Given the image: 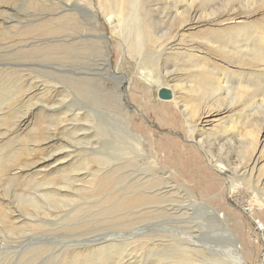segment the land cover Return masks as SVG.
I'll return each mask as SVG.
<instances>
[{"label": "rangeland", "instance_id": "obj_1", "mask_svg": "<svg viewBox=\"0 0 264 264\" xmlns=\"http://www.w3.org/2000/svg\"><path fill=\"white\" fill-rule=\"evenodd\" d=\"M87 1L97 3L98 0ZM144 1L151 6L153 0L142 2ZM157 1L154 0L153 3L158 4ZM201 1L198 0L199 5L196 3L195 6L198 7L196 10L201 11L199 15L202 14L203 17L205 15V18L214 10L213 13L218 14L213 15L218 18L222 15L225 19L223 21L228 18L244 21L264 19L262 0L251 2L209 0L208 3ZM79 2L81 0H73L72 3H68L67 0H13L8 5L0 3V12H4V15L0 14V97L1 95L14 97L12 94L17 89L16 85L19 87L24 84L26 88L28 87V94L25 93L24 97L20 96L23 101L17 95L18 98L15 97V101L10 104L11 108L18 110V114L11 118L8 128H1V133L5 135H0V140H4L0 144L2 156L0 162L3 164L0 168L10 167L12 165L10 159L17 156L20 159V165H17L20 171H17L16 182L9 179L10 175L0 180V264H67V262L86 264L90 261L98 262L106 259V255L117 258L120 254L122 257L118 261L114 259L117 264H263L264 209L252 210L250 207L254 206L255 202L264 204V113H255L251 109V104L240 103L232 113L226 115L222 113L221 116L214 117L211 126L204 129L207 131L204 134V141L208 138L215 140L222 133L225 134L223 130L225 127L226 131L230 129L232 142L237 148L232 154V162L234 161L235 164L233 167L241 161L244 163L247 159H253L248 164L255 168L254 180L253 178L239 180L236 183L235 197L229 199L230 204L227 203V207L223 203V197L224 194L229 193L228 189L221 191L220 183L209 191L200 189V184L204 182L200 172L193 178V182L183 178L185 176L181 177L177 171L181 168L179 163H184L185 159L179 162L177 158L173 160L172 157H165L163 149L166 150L169 142L165 141L164 148H159L156 138H151L150 133L146 135L145 145L143 144L139 151L133 148L135 155L132 158L136 157L137 160L112 161L117 152L111 148L118 147L119 143L115 142L117 136H123L120 131L121 122L130 119L135 121L133 116H138L137 109L144 115L149 128L153 126L162 132H168L170 125L173 124L174 127L184 131V134L189 135V130L183 117L173 116L172 113H168L169 110L167 112L162 110L160 103L157 102V97H160L157 85L142 79L138 73L144 67H139L136 61L131 62L132 55L129 53L124 55L122 73L129 76L128 80L132 84L130 98L134 100L133 106L137 109L131 107L127 113L121 114L115 107L113 87L117 81L113 72L117 64L119 46L113 39H110L109 45V49H112L109 51L112 57L110 56L105 64L100 60L105 55L104 50L103 55L97 51L94 57L67 54L55 57L31 55V51L37 47L65 46L70 43L72 39L67 35L37 37L36 30L47 25L60 26L62 23L54 19L67 15L68 12L75 14L80 24L85 23L84 18L88 15L82 11ZM35 3H39V6ZM152 5L155 7L154 4ZM154 7L153 10L156 9ZM209 7H212V10H208ZM69 8H72V11ZM148 11L151 12L150 22L161 26L162 21L159 20L161 16H158V13L154 14L151 8ZM89 18L90 16L86 20L87 23L90 22ZM155 19L159 22L157 23ZM31 26L32 32L22 36ZM209 28L213 27L207 26L186 32L181 35V39L187 38V40L182 39L187 44L191 40L199 42L192 36L195 33L207 32ZM225 28H230V25L223 29ZM101 30L112 37L104 19ZM163 33L165 30L160 32V35ZM71 35L80 37L82 33H72L69 36ZM159 63L158 70L154 69L156 68L154 65L148 69V72L152 71L153 80H157L161 72L163 63L162 61ZM174 66L172 63L171 69L177 70ZM68 72H72L71 76L75 79L90 78L92 83L88 86L93 90V95L74 91L72 83L66 79ZM176 78L170 82L171 86L182 84L179 78ZM11 79H16L14 82L16 88L10 85ZM164 81L161 82L164 84L168 82ZM40 84L46 86L39 87L40 89L43 87L42 92L37 88ZM50 85L51 87H48ZM121 85L124 93H129L130 83L125 81ZM44 93L51 94L45 96ZM258 100H264V96L260 95L255 101ZM125 102L127 103L126 99ZM180 102L186 104L182 97ZM69 105L81 110L78 111L82 117L77 122L79 131L70 132L72 126L56 121L51 128L46 125L44 131L48 137L56 131L55 134L60 139L36 147L30 135L35 133L32 129L42 115H57L63 118L68 114ZM221 110V107L215 109V114L221 113ZM88 112L89 118L86 115ZM24 120H28L27 124L18 129L17 125ZM214 127L218 132L209 133L208 131ZM253 138H257V145L255 149L247 151L252 147ZM19 140L21 143L18 142ZM207 143L206 145H211L209 141ZM246 143L248 145H245ZM51 145L52 147L48 148ZM21 146L27 150L39 148L43 153H39L36 157H30V154H26L27 157L22 156L23 152H18L20 148L23 149ZM60 146L63 147V151L59 152ZM207 149L208 152L210 149L216 152L217 148L207 146ZM244 149L247 154L243 152ZM50 155L54 158L49 159ZM106 155H110L112 159H107ZM161 163L175 173L172 176L174 183L183 182L185 185L180 198L181 204L189 211L186 217L183 216L178 221L175 220V216L165 215V210L161 209L163 207L161 191L164 187ZM199 167L204 170L203 165L199 164ZM104 171H108L105 182L108 191L106 189L102 191L99 186V181L106 176ZM134 193H139L142 197L149 193L154 197L157 194V200L153 201L154 204L150 202L128 212L121 211L125 203L132 202L131 197ZM52 195H55L54 198ZM134 201L140 200L135 198ZM194 201H199L200 205L204 202V207L193 204ZM155 206H158V210ZM111 207L117 209L112 213ZM210 208L216 212L211 211ZM255 222L259 223L258 226ZM259 225L262 227L259 228ZM105 246H109L108 252L101 257L93 255L95 250ZM84 252L87 253L84 254L85 258L82 257Z\"/></svg>", "mask_w": 264, "mask_h": 264}, {"label": "bare ground", "instance_id": "obj_2", "mask_svg": "<svg viewBox=\"0 0 264 264\" xmlns=\"http://www.w3.org/2000/svg\"><path fill=\"white\" fill-rule=\"evenodd\" d=\"M12 1L13 0H0V3L8 5V3H12ZM67 1L68 3L73 2V0H67ZM142 1L143 0H98L97 3H94L93 1L91 2L87 0H81V2L78 3V5L81 6L82 11H84L86 15H88L86 18H84L85 23L80 24L78 17L72 12H68L69 14L54 19V20H58L59 21L58 23H62L60 26L47 25V26L39 27L36 30L37 37L51 36V35H67V37L72 39L70 40V43H67V45L65 46L59 45V46H51L46 48L37 47L31 51L32 52L31 55L36 54V55H41L43 57H55V56L67 54V55H76V56L93 55L94 57L99 51L101 52L100 53L101 55L104 50L105 55L102 54L103 58H101L100 60L101 62L104 61L105 64L108 62L111 56V52H109L112 50L109 49L110 39H113L116 42H118V46H119V49L117 46L118 58L116 62L117 64L115 71L113 72L115 76L114 78L117 81L115 83V86L113 87L115 107L119 109L121 114L127 113V110H130L131 107L132 109L135 108L133 106L134 100H131L130 98V95L132 94L131 81L128 80L129 76L124 75L122 73L123 72L122 64L125 61L124 55L126 53H129L130 55H132L131 62L134 63V61H136L138 62L139 67L141 68L144 67L142 68L143 70H140L138 73L142 77V79L146 81H151L152 84L157 85L158 87L157 91L159 93L161 91H167L169 93V97L166 99H161L160 97H157L158 98L157 102L160 103V107L162 108L163 111L167 112L169 110L170 112L168 113H172L173 116L178 115V117H183L182 119H185L184 122L188 126L187 128L189 130V135L184 134L183 133L184 131L182 132L181 129L174 127L173 124L170 125L171 127L168 130V132H162L159 129H155L153 126L149 128V126L145 121L144 115L141 114V112L137 108H135L137 109V113H138V116H133L135 121H132L130 119L127 121L122 120L121 122L122 127H120V131L123 134V136H119V137L117 136L118 139H116L115 141L119 143L118 146L119 148L115 145H114L115 147L111 148L115 152H117V155L115 156V158H113L112 161L117 162L118 160V161L132 162L134 160H137L136 157L132 158V156L135 155V151H133V148L139 151V149L145 145L146 135L150 133L149 135L151 136V138H156V143L158 144L159 148H164V145L166 144L165 141L169 142L168 146L165 148L166 150L164 151L163 149V154L165 155V157L167 158L172 157L173 160L174 158H177L179 162L180 160L185 159L184 163H179L181 167L180 168L181 172L177 171V173L181 177L185 176L183 178H186L187 180L193 182L192 181L193 178H195V176H197L198 173L200 172L201 173L200 176H202V178L204 179V182L200 184V189L202 188V190L209 191L210 188L217 186L216 184L219 183L222 184L221 185L222 187L220 189L221 191L224 192V190L228 189L229 193L224 194L223 197L224 198L223 203L225 204V207H227V205L230 204L229 199L235 197L237 191L236 183L239 180L241 181L242 179L246 180L247 178L250 179L253 178L255 174V168H252V166L248 164L253 159L252 160L247 159L246 161H244V163H242V161L240 160L241 162L239 161L240 163H238L236 166L233 167V165L235 164L234 161L232 162V154L237 148L234 147V143L232 142V137H231L232 133L230 134L229 132L230 129L226 131L225 129L226 127H225L223 130L226 133L225 134L222 133V135L220 136L217 135L218 138H216L215 140H212L211 138L207 137L208 138L207 141H209L211 145H206L207 141H204L205 140L204 134L205 132H207L204 129L208 126H211V124L213 123L212 119L214 117L215 118L219 117L222 115V113L225 115L227 113H232L233 111H235V109H237V105L240 103H243L244 105L251 104V109L252 111H255V113H259V112L264 113V100L255 101L256 98L259 97L260 95L264 96V19L254 20V21H244L243 19L228 18V20L223 21L225 19H223L224 17H222V15L219 16L220 18L213 15V14H218V13H213L214 10L210 14L205 13L206 15L208 14V17L205 18V15L204 17L201 16L202 14L199 15L201 11L199 12L198 10H196L197 6H195V4L198 2V0L196 1L195 0L194 1L192 0L157 1L156 0L157 2H159L158 4L156 2L153 3L154 1L153 0L151 3L154 4L155 7L151 3H150L151 6H148L147 5L148 3L146 4L145 1L144 2ZM202 1L205 3L210 2L209 0H202ZM249 1L251 2L254 0H249ZM262 1L264 2V0ZM164 2H166V4ZM35 4L39 6V3H35ZM152 7L156 9L153 10ZM212 7H209L208 10L209 9L212 10ZM150 8L151 11L154 12V14L158 13L159 14L158 16H161V18L159 19L162 21L161 26L153 22H150L151 12L148 11ZM69 10L72 11V8H69ZM0 14L4 15V12L2 11L0 12ZM89 16H90L89 18L90 22L87 23L86 20H88L87 18ZM103 19L111 30V35H112L111 38L101 30ZM54 20H51V22H53ZM156 20L158 19H155V21ZM228 25H230V28L223 29ZM207 26L213 27L214 30H212L213 28L212 29L209 28L211 31L207 30V32L204 31L203 33L200 34L195 33L194 36H192L195 37L193 38L194 40H198L199 42H194L191 40L187 44L183 41V40H187V38H182L183 40L181 39L182 34L189 31H194L196 29L198 30L199 28L207 27ZM32 29H33L32 26L27 28L26 33L24 31V34H22V36L23 35L27 36L28 34H30L32 32ZM164 30L165 33L160 35V32H163ZM72 33L74 34L82 33V36L80 37H74L73 35L69 36ZM32 39L34 40V38ZM161 61L163 63L160 68L161 72L158 76V79L153 80V77H151L152 71L150 73L148 72V69H151L154 65V67L156 66V68L154 69L158 70L159 68H157V66L160 65L159 62ZM172 63L173 65L176 66L174 67L177 68V70L171 69L173 68ZM71 73L72 72H68V77L65 78L69 80L70 83H72L73 90L74 91L77 90L82 93L85 92L88 95L92 94L93 90H91V88H89L88 86V84L92 83V80L90 78L88 79V77L87 78L80 77V79H75L73 78V76H71ZM154 74H155V70H154ZM176 77L179 78L178 80H180L182 84L176 87L171 86L170 82L174 81ZM164 80L168 82L166 84L161 82ZM15 81L16 79H11L9 82L10 85H14L15 87L16 85V83H14ZM125 81L130 83L128 87L129 93L127 94L124 93L123 87L121 85ZM188 84L190 86L187 87ZM16 86L17 89L16 91L14 90L15 93L12 94L14 95V97L12 98H10L9 96L6 97L7 95L3 97L1 95L2 98L0 97V135L1 136L5 135L4 133H1L2 132L1 128H8L11 118L15 117L18 114L17 109H13L10 107L11 102L15 101L14 98L17 97V95L18 97L20 96L24 97L26 94H28L27 92L28 87L26 88L24 84L22 86L19 85V87L18 85ZM36 86L37 84L35 85V87ZM41 86H44V88L46 87L45 85L40 84V86H38L37 88ZM48 87H51V85ZM42 89L43 87L41 89L39 88L40 91ZM52 89L55 90V88ZM44 94L46 96V94L50 95L51 93L50 94L44 93ZM181 97L185 99L186 104L180 102ZM125 99L127 103L125 102ZM110 101L112 103L114 102L112 100ZM69 106H70L68 109L69 116L68 114H65L63 118H59L57 115L56 116L46 115V114L42 115L41 119H39V122L32 129V131H34L35 133L31 134L30 132L31 134L30 137L32 136V141L36 145V147H39L42 144H50L53 143L54 140L56 141V139L58 140L60 139L55 134L56 131L50 134L49 137L47 133H45L44 131V127L46 125H48V127L51 128L53 127V124L56 121L57 122L60 121L62 123L72 126L70 132L79 131V128L77 127L78 126L77 122L81 120L82 117L78 111L81 112V110L74 109L72 105ZM219 107L222 108L221 113L215 114V109ZM86 115L88 118L90 117L89 112ZM26 122H28V120H24L23 122H20L17 125L18 129L23 128L27 124ZM144 126H146L147 129L146 128L144 129ZM215 129L216 128L214 127L211 131L208 132L211 134L218 132V130ZM88 130L89 129H87V132ZM3 141L4 140H0V144L3 143ZM159 141L161 143H159ZM18 142L21 143V140H19ZM235 142L237 141L235 140ZM256 142H257V138H253L251 140L252 147H249L247 151H249L252 148L255 149L257 145ZM247 143L245 145H248ZM52 145L49 146L48 148L52 147ZM207 146H212V148H217L216 152L211 151L213 149H210L208 152ZM21 147L23 149L20 148L18 152L19 151L20 153L23 152L22 156H25L26 154H30L29 155L30 157H36V155H38L39 153H43V150L39 148H35V149L33 148L32 150H27L24 149L23 146ZM62 149L63 147L60 146L59 152L63 151ZM245 149L243 150V152L245 151ZM106 157L109 160L112 159L110 155H106ZM0 158H2L1 155ZM48 158L52 159L54 158V156L50 155L48 156ZM238 159L240 158L238 157ZM19 160L20 159L17 158V156L12 157V159H10V161H12V165L10 167H4L5 169L0 168V180L2 177L10 175L9 179L12 182L17 181V177H16L18 175L17 171H20L19 166H17L20 165ZM106 162L110 163L107 160ZM162 164L163 163H161V169L164 172L162 174L164 187H162V191H161L162 193L161 197L163 198L162 200L163 202L161 203L163 204V207L161 209L165 210L166 212L164 213L165 215L175 216L176 217L175 220L178 221V219L183 218V216L186 217L187 216L186 213L189 211L188 208H186V206L184 207L181 204L182 201L180 198V196H182L183 194L182 190L185 189L184 188L185 185L183 184V182L179 184L174 183L172 180V176H174L175 173L173 171H169L166 168L167 166L166 165L163 166ZM199 164L204 166L203 167L204 170H201ZM2 165L3 164L0 162V166ZM108 171L106 172L104 171L106 176L103 178V180L99 181V186L101 187L102 191H105V189L108 191V187L105 185V182L108 178V174H107ZM157 171L159 172V170ZM101 172L102 171H100V173ZM221 191L220 194L223 195ZM145 195H147V193ZM159 197L160 196H158V198ZM135 198H138L140 201H134ZM156 200H157V194L155 195V197L152 196L151 193H149L145 197H142V195H140L139 193H134L133 197H131L132 202L125 203L121 211L128 212L129 210H133L134 208L143 207L147 203L150 202L153 203V201ZM203 203L200 205L199 201H194L193 204L200 205V207H204ZM116 209H117L116 207H111L110 211H112L113 213V211ZM250 209L262 210L264 209V204L263 202L262 203L255 202L254 206L252 205ZM210 210L213 212L215 211L212 208H210ZM255 223L258 226L259 223L257 222ZM260 227L262 226L259 225V228ZM109 250H110L109 246L108 247L105 246V248L103 247L101 249L95 250L93 252V255L96 257L97 256L101 257L105 252H108ZM84 254L85 252L82 254L83 258H85V255L87 253L85 255ZM121 255L122 254H120L119 257L117 258L116 257L110 258L108 255H106L107 256L106 259L101 258L103 260L98 262L90 261L86 264H117L116 261H118L120 257H122ZM78 257H80V255ZM72 259L75 258L72 257ZM67 264L70 263L67 262Z\"/></svg>", "mask_w": 264, "mask_h": 264}, {"label": "water", "instance_id": "obj_3", "mask_svg": "<svg viewBox=\"0 0 264 264\" xmlns=\"http://www.w3.org/2000/svg\"><path fill=\"white\" fill-rule=\"evenodd\" d=\"M159 96L161 99H166L169 97V93L167 91H161Z\"/></svg>", "mask_w": 264, "mask_h": 264}]
</instances>
